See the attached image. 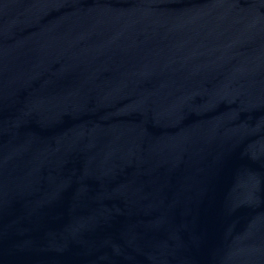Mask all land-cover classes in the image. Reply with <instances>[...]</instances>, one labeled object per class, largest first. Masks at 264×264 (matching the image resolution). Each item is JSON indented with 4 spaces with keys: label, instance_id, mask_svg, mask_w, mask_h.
Instances as JSON below:
<instances>
[{
    "label": "water",
    "instance_id": "1",
    "mask_svg": "<svg viewBox=\"0 0 264 264\" xmlns=\"http://www.w3.org/2000/svg\"><path fill=\"white\" fill-rule=\"evenodd\" d=\"M0 264H264V0H0Z\"/></svg>",
    "mask_w": 264,
    "mask_h": 264
}]
</instances>
